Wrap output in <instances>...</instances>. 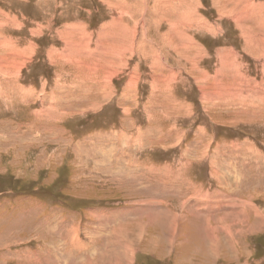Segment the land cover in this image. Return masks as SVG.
<instances>
[{"label":"rangeland","instance_id":"374dc122","mask_svg":"<svg viewBox=\"0 0 264 264\" xmlns=\"http://www.w3.org/2000/svg\"><path fill=\"white\" fill-rule=\"evenodd\" d=\"M0 264H264V0H0Z\"/></svg>","mask_w":264,"mask_h":264},{"label":"bare ground","instance_id":"6f19581e","mask_svg":"<svg viewBox=\"0 0 264 264\" xmlns=\"http://www.w3.org/2000/svg\"><path fill=\"white\" fill-rule=\"evenodd\" d=\"M229 186V185H228Z\"/></svg>","mask_w":264,"mask_h":264}]
</instances>
